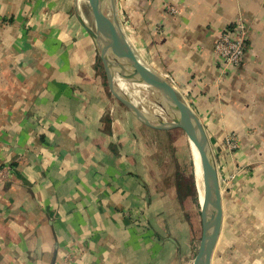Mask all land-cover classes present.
I'll use <instances>...</instances> for the list:
<instances>
[{
    "label": "crops",
    "instance_id": "0c3cea01",
    "mask_svg": "<svg viewBox=\"0 0 264 264\" xmlns=\"http://www.w3.org/2000/svg\"><path fill=\"white\" fill-rule=\"evenodd\" d=\"M76 3L0 0V166L13 162L0 180V264H194L178 224L169 234L121 215L150 191L135 168L138 111L115 98ZM118 6L153 68L142 61L174 80L163 77L211 141L224 211L213 264H264V0ZM237 23L246 53L224 70L215 44Z\"/></svg>",
    "mask_w": 264,
    "mask_h": 264
},
{
    "label": "rangeland",
    "instance_id": "374dc122",
    "mask_svg": "<svg viewBox=\"0 0 264 264\" xmlns=\"http://www.w3.org/2000/svg\"><path fill=\"white\" fill-rule=\"evenodd\" d=\"M99 3V0H77L74 6L75 10L79 9L81 15H84L87 20L85 21L93 26L96 24V8ZM70 6L73 7V4ZM104 8L103 6V10ZM124 41L130 43L129 48H131L132 54L137 53L138 59L145 60V57L126 34ZM145 62L153 68L146 60ZM126 72L129 75L132 73L128 68ZM155 73L173 81L175 86L177 85L173 79L159 71L155 70ZM179 96L184 97L181 94ZM115 98L120 100L117 96ZM120 102L122 101L120 100ZM134 119L136 127H134L135 130L133 128L132 130L137 136L135 168L142 174L145 186L150 191L143 192L140 206H128L120 210L121 215L129 218L134 225L138 221L137 224L143 227H147L150 218H153V222L160 226L162 231L169 234L172 233L173 226L171 224H178L180 229L173 231L172 234L185 233L181 238H184L181 245L183 244L182 247L185 250V263L191 260L194 263L202 237V216L198 180L195 175L190 144L191 137L183 126L162 112H134ZM12 166L13 162L11 161L0 166V180L9 177L7 172ZM147 200L152 203L153 207L151 205V208L153 209L147 205ZM163 203L164 205H162Z\"/></svg>",
    "mask_w": 264,
    "mask_h": 264
},
{
    "label": "water",
    "instance_id": "95a60500",
    "mask_svg": "<svg viewBox=\"0 0 264 264\" xmlns=\"http://www.w3.org/2000/svg\"><path fill=\"white\" fill-rule=\"evenodd\" d=\"M99 2L96 24L91 26L85 21L83 24L97 44L113 93L138 112L165 113L183 126L191 138L197 140L203 171L204 200L201 203L202 237L194 264H213L224 211L217 161L206 128L191 104L179 96L175 88H172L174 96L151 93L136 74H127V56L123 47L125 32L119 16L118 0ZM100 6L102 11L98 14ZM157 76L161 78L159 74Z\"/></svg>",
    "mask_w": 264,
    "mask_h": 264
},
{
    "label": "bare ground",
    "instance_id": "6f19581e",
    "mask_svg": "<svg viewBox=\"0 0 264 264\" xmlns=\"http://www.w3.org/2000/svg\"><path fill=\"white\" fill-rule=\"evenodd\" d=\"M102 11V7H99L98 14ZM130 43L128 41L123 42V47L126 51L127 56V68L130 72L136 74L141 81V84L151 93L163 94L167 96H174V90L176 87L163 77L159 78L154 70L145 65L140 59L136 57V54H132L131 48H129ZM132 52V53H131ZM138 56V55H137ZM168 82V84L164 81ZM172 88L174 90H172ZM191 150L195 162V175L198 180V191L200 195L201 203L204 200V185H203V171L201 165L200 151L198 147L197 140L191 138Z\"/></svg>",
    "mask_w": 264,
    "mask_h": 264
},
{
    "label": "built area",
    "instance_id": "2783aa9c",
    "mask_svg": "<svg viewBox=\"0 0 264 264\" xmlns=\"http://www.w3.org/2000/svg\"><path fill=\"white\" fill-rule=\"evenodd\" d=\"M177 12L176 8H172ZM247 48V28L243 23H237L233 30L221 33L215 44V53L222 64V68H237L243 61ZM228 143L234 149L238 143L234 136L228 138Z\"/></svg>",
    "mask_w": 264,
    "mask_h": 264
}]
</instances>
